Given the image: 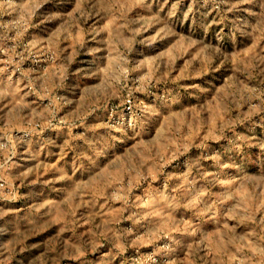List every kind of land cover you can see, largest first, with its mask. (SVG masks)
Returning a JSON list of instances; mask_svg holds the SVG:
<instances>
[{
    "label": "rangeland",
    "instance_id": "1",
    "mask_svg": "<svg viewBox=\"0 0 264 264\" xmlns=\"http://www.w3.org/2000/svg\"><path fill=\"white\" fill-rule=\"evenodd\" d=\"M0 264H264V0H0Z\"/></svg>",
    "mask_w": 264,
    "mask_h": 264
}]
</instances>
